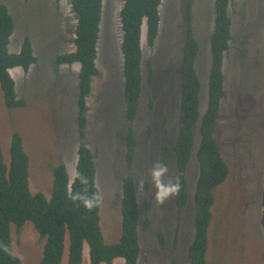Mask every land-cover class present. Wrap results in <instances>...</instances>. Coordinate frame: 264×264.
Here are the masks:
<instances>
[{
    "label": "rangeland",
    "instance_id": "1",
    "mask_svg": "<svg viewBox=\"0 0 264 264\" xmlns=\"http://www.w3.org/2000/svg\"><path fill=\"white\" fill-rule=\"evenodd\" d=\"M65 1V3H64ZM120 1V0H118ZM182 0H164L161 11L159 35L155 47L149 46L146 33L141 35L142 48V95L137 117L133 121V135L136 140L131 166L126 167L124 155L126 148L122 137L128 126L123 127V105L118 83L122 82V54L120 52V22L118 4L115 0H103L99 39L97 44V68L99 78L92 79V90L86 98L87 126L84 141L91 149L96 161L97 186L103 192L101 218L104 234L108 239L120 233L118 209L111 212L110 205L120 196V181L115 180L121 170L131 175L138 190V203L152 221L148 229L138 228L141 246L148 249L141 264H184L187 246L193 237L192 220L195 208L187 204L177 211L171 198L164 205L154 201V189L148 177L152 163L159 161L155 144L166 143L169 147L177 135L180 125L179 69L181 38H177V24L183 23L181 14ZM214 0H190L191 26L198 44L195 68L202 82L201 109L205 108L206 82L212 64L208 38L212 28ZM14 21V31L10 37L8 51L14 50L23 39L30 38L34 55L37 58L34 72L24 73L20 69L11 70V77L18 85V99L31 104L30 108L19 107L9 110L4 106L0 89V142L4 159L8 163L7 150L11 134L18 132L23 138V147L31 161L28 185L31 193L43 192L50 196L53 176L51 168L59 162L65 163L69 176V166H75L78 148L77 109L75 84L79 68L76 65H56L55 59L73 51L72 32L76 23L68 0L57 5L66 6V13L58 16L59 8L52 0H0ZM229 15L233 25V38L228 53L224 54L222 70L224 73L225 96L221 105V118L217 120L219 150L229 166L225 182L213 192L212 222L208 236L206 256L210 264H259L256 260L248 262L244 258V239L238 243L240 233L252 243L261 242L264 250V237L259 226L260 188L263 186L264 172V0H234ZM74 24H73V23ZM180 30V29H179ZM12 42V43H11ZM162 44L166 46L164 47ZM162 45V46H161ZM159 47V48H158ZM149 64V66H148ZM73 67V69H71ZM77 70V71H76ZM150 70L151 77H150ZM76 71V72H75ZM103 84V87H101ZM28 86L29 89H25ZM43 88L41 92H36ZM47 88V89H45ZM103 90V91H102ZM49 100L44 97L46 94ZM61 112L55 132L51 124L56 117L52 109ZM25 109V110H24ZM55 113V112H54ZM113 117V118H112ZM109 118H111L108 125ZM114 120V123L112 122ZM115 122L120 127H115ZM126 124V123H125ZM151 127L146 137L147 127ZM107 127V132L105 128ZM116 129V133H115ZM105 133V134H104ZM114 137V139H113ZM197 129L194 130V145L186 170L188 193L192 197L193 183L198 177L199 163L196 152L200 142ZM155 148V149H154ZM169 175L175 178L173 152L167 154ZM148 180L150 187L146 192L139 181ZM246 180L244 184L243 181ZM254 189L257 200L255 211L247 207L244 193ZM146 200V202H143ZM249 207L252 200L248 201ZM236 217V218H234ZM231 221V229L229 230ZM159 220V221H157ZM247 222L250 232L242 231ZM220 223L229 230L220 232ZM234 228L241 230L238 237L226 239ZM155 232V234H154ZM163 235L164 246L159 242ZM174 236L175 240L174 241ZM236 236V235H235ZM12 252L22 264H40L44 239L40 238L31 222H25L16 229L11 225ZM237 242L238 244H235ZM252 244V246H253ZM257 250H260L257 246ZM32 253V254H31ZM30 254V255H29ZM32 255V256H31ZM33 258H31V257ZM62 264H67L68 240L66 237ZM35 259V260H34ZM30 260V261H29ZM34 262H33V261ZM143 260V258H142ZM247 261V262H246ZM82 264H88V250L84 248ZM114 264H121L116 261Z\"/></svg>",
    "mask_w": 264,
    "mask_h": 264
},
{
    "label": "trees",
    "instance_id": "2",
    "mask_svg": "<svg viewBox=\"0 0 264 264\" xmlns=\"http://www.w3.org/2000/svg\"><path fill=\"white\" fill-rule=\"evenodd\" d=\"M115 2L117 4L121 2L118 6L120 8L119 28L121 31L119 47L123 59L121 67L123 80L118 85L121 91L123 113L125 112L122 119L125 121L123 127L128 126L125 136L122 137V142L126 148L124 161L126 167L129 168L133 161L136 145L132 125L133 120L137 117L142 95L141 35L146 33L147 44L155 47L164 0H115ZM70 4L76 19V27L72 32L74 37L71 40L74 49L58 55L55 63L56 65H79V72L75 81L78 82V85L75 84L77 87L75 106L78 107V115L76 116L78 148L75 166L78 165L79 170L88 177L89 184L86 187L91 194L99 189L97 186L98 177L96 176L97 167L94 154L83 139L87 126L86 111L88 107L86 106V98L91 94L92 79L100 77L96 60L103 0H71ZM233 5L234 0L213 1L212 28L208 38L212 64L207 76L204 109H201L203 98L200 97L203 93V84L200 82L195 68V60L200 50L191 26L190 0L181 1L183 23L177 24L178 42L180 38L182 40L179 58L180 69L178 71L181 118L172 147L161 144L159 162L164 163L167 153L170 150L173 152L176 169L180 173L178 179L181 184V191L174 200L177 211H179L187 203L184 194L186 193L187 182L183 178V173L192 154L194 130L197 129L199 137L201 136L196 152L199 171L194 193L196 214L191 222L194 234L187 246L186 254L188 264H207L204 255L208 248L209 229L212 222L211 208L215 200L213 192L224 183L229 174L228 163L220 153L215 134L218 126L217 120L221 118L222 100L225 96L222 66L224 54L228 53L233 38V22L229 15L230 7ZM13 31V18L7 7L0 2V89L3 94L4 106L9 110L31 107L28 102L17 98L14 80L9 70L19 68L24 73L31 71L32 75H37L34 72L37 58L34 55L30 38L25 37L22 43L12 50L15 51L19 48L16 53L8 51L9 39ZM162 45L164 46L161 47L162 49L166 48L164 44ZM151 72L150 70V77ZM25 89H29V87L25 86ZM42 90L43 88H39L36 92ZM45 94L44 98L49 100L47 97L49 94ZM50 111H53L52 114L56 117L50 123L51 128L57 132L60 130L58 118L63 114L57 113L53 107ZM110 121L111 118H109L108 125ZM112 122L114 123V120ZM114 125L116 128L120 127V123L115 122ZM262 126L264 131V119ZM146 129L148 139L151 135V127L148 126ZM105 131L107 132V127ZM1 146L0 142V246H6L7 251L0 249V264H22L12 252L11 225L14 224L16 229H19L25 222L34 223V229L40 238L45 240L40 264H62L66 237L68 240L67 264H82L84 247H87L88 250V264H112L115 259H122L123 264H138L141 250L138 227L142 221V229H148L150 220L148 219L149 215L147 219L143 218L145 215L138 203L137 185L131 175L124 174L123 169L116 174L115 180L120 181L121 184L119 199L121 204L118 209L120 223L118 226V222H115L113 227L116 230L119 227L120 233L108 239L101 223V206L89 212L78 202H73L70 199L69 193L82 192L85 186L79 182L71 183L65 163L59 162L51 168L53 180L50 196L46 198L43 192L33 194L29 190L28 177L31 161L24 150L22 136L18 132L11 134L7 150L8 163L4 159V151ZM243 183L245 184L246 180ZM149 187L150 182L144 180L143 188L146 192ZM255 192L252 188L250 195L247 191L243 195L245 197L243 202H246L247 207L252 212L255 211L254 202L257 200V197H254ZM115 196L117 197L116 194ZM258 198L261 207L258 220L262 231L260 237L262 238L264 237V172L263 186L260 188ZM250 200H252L251 207L248 204ZM228 222L230 230V219ZM225 225L220 223L218 230L220 232L228 230ZM234 231L231 230V234L226 235V239L233 236L238 237L237 232L241 230L234 228ZM242 231L254 234L249 230L247 222H244ZM159 235L160 244L163 247V235ZM175 237L174 241L177 242ZM241 238L244 239L246 245L245 260L254 261L256 251L262 252L264 250L260 244L252 243L251 238L253 237L246 240L240 233L238 243L241 242ZM234 243L238 244L237 242ZM252 244L253 247H251ZM257 246L260 250H257ZM262 253L264 254V252Z\"/></svg>",
    "mask_w": 264,
    "mask_h": 264
},
{
    "label": "clouds",
    "instance_id": "3",
    "mask_svg": "<svg viewBox=\"0 0 264 264\" xmlns=\"http://www.w3.org/2000/svg\"><path fill=\"white\" fill-rule=\"evenodd\" d=\"M60 1L61 0L52 1L59 8L58 16H62V15H64L66 13V6L65 7H61L62 3L60 5H57V3H59ZM68 2L70 3L71 0H68ZM64 3H65V1H64ZM70 6H71V4H70ZM71 10H72V6H71ZM72 13L74 14V17H75V13L73 12V10H72ZM75 27H76V23H75L74 28ZM72 37H74V36H72ZM72 65H74V66L76 65V67H77L76 69L78 70V68H79L78 64H71L70 66H72ZM66 66H69V65H66ZM15 69H19V68L10 69L9 73H10L11 70L14 71ZM71 69H73V67ZM10 75H12V74L10 73ZM14 84H15V90L17 91L18 85L16 84V82H14ZM133 121H135V119ZM174 139H173V142H174ZM164 144L167 145L166 143H164ZM160 146H161V144H158L157 147H156V144H155V147H156V149H157V151H158V153L160 155L159 159L161 158ZM171 147H172V145L170 146V148ZM173 158H174V156H173ZM165 159H166V161H164V163L159 162V161L153 162L151 167L148 170V177H149V179H150V181L152 183L153 189H154L153 198H154L155 203L158 204V205H164L171 198L173 200H175V197L178 196V194L181 191V184H180V181L178 179V176H179L178 174H180V173L178 172V169H176L175 170V178L171 177L169 175L167 155L165 156ZM174 167L176 168L175 159H174ZM186 170H187V168H186ZM186 170L183 173V178L184 179H186ZM68 171H69V179H70L72 184H75V183L79 182L81 185L85 186V188H84V190L82 192L69 193L70 199L73 202H78L79 205H81L86 211H89V212L92 211L95 208L100 207L103 204V200H104L103 192L101 190H99V189H97L95 192H92L91 194L88 192V189H87L86 186L89 184V179H88V177L86 175H84L79 170V166L78 165H76L74 167L73 166H69ZM186 182H187V179H186ZM195 183H196V181H195ZM195 183H193L192 197L189 199V196H191V194H189L188 191H187V189L189 188V185H187L186 190H185L186 193H184V194H185V198L187 200V203L185 204V206L187 204H192V207L195 208V214H196V204H195V200H194V193H195V189H196L195 188ZM142 187H143V182L139 181V191L142 190ZM120 194H121V192H120ZM120 196H117L113 200V202L111 203V205H110L111 212L116 210V205H117V208L120 207V204H121V202H119ZM174 205H175V208L177 210L176 203ZM185 206H183L181 208V210L185 209L184 208ZM181 210H179V211H181ZM195 214H194V216H195ZM147 217L145 219H147ZM148 219L150 220L149 217H148ZM157 221H159V220H157ZM151 222L152 221L150 220L149 221V226H150ZM260 229H261V227H260ZM154 234H155V232H154ZM193 234H194V232H193ZM158 238H160V235L158 236ZM159 242H160V240H159ZM257 244H261V242L258 241ZM251 247H253V246L251 245ZM84 248H87V247H84ZM0 249H2L4 251H7V247L6 246H0ZM140 249H141L140 250V258L138 259V264H141L142 261L145 260L146 252H148V249L143 248L141 246V243H140ZM207 250H208V248H207ZM207 250L205 251L204 258H205L207 264H210V263H208L209 258L206 256ZM245 252L246 251L244 249V254H245ZM256 252H257L256 258L254 260H256L259 264H264V254L262 253L264 251H262V252L256 251ZM142 258H143V260H142ZM116 261H120V263L123 264V260L122 259H115L112 262V264H114ZM171 264H174V260L173 259L171 260ZM184 264H188V261H186Z\"/></svg>",
    "mask_w": 264,
    "mask_h": 264
},
{
    "label": "bare ground",
    "instance_id": "4",
    "mask_svg": "<svg viewBox=\"0 0 264 264\" xmlns=\"http://www.w3.org/2000/svg\"><path fill=\"white\" fill-rule=\"evenodd\" d=\"M98 171H99V170H98ZM96 172H97V171H96ZM97 173H98V172H97ZM33 224H34V223H33ZM31 254H32V253H31ZM29 255H30V254H29ZM31 256H32V255H31ZM31 256H30V257H31ZM31 258H33V257H31ZM34 260H35V259H34ZM29 261H30V260H29ZM32 261H33V260H32ZM33 262H34V261H33ZM37 264H38V263H37Z\"/></svg>",
    "mask_w": 264,
    "mask_h": 264
}]
</instances>
